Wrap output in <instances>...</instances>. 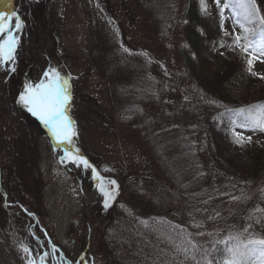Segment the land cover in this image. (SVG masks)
<instances>
[{"label": "rangeland", "instance_id": "rangeland-1", "mask_svg": "<svg viewBox=\"0 0 264 264\" xmlns=\"http://www.w3.org/2000/svg\"><path fill=\"white\" fill-rule=\"evenodd\" d=\"M190 1L164 0L165 3H171L164 22L162 0H22L18 8L15 7L23 18L29 11L31 14L32 24L29 21L27 28H30V36L33 35L35 49L25 48L23 58H18L19 62L30 63L33 60L30 64V82L37 83L36 80L50 66L57 67L63 74H70L75 88V101L69 110L76 125L77 135L73 137L75 147L92 162L95 169L97 165L104 172L116 174L121 180H130L134 184L138 182L140 184L137 185H141L146 194L160 193L155 187H162V183L167 185V182L160 175L154 148L143 133L180 120L177 112L190 91V81L178 78V75L187 73L188 68L183 52L187 40L182 28ZM204 3L207 6L205 0ZM225 4L229 5L228 0H214V5L221 9L224 17V34L242 35L243 29L237 23L236 12L230 5L225 7ZM118 27L123 30L124 41ZM105 42L108 46L103 49ZM125 48L129 51H125ZM140 48L147 53V65L153 68L148 75L157 81V97L146 100L145 118L125 120L120 115L114 95L127 77L108 75L107 71L115 68L128 54L136 52L137 58ZM204 51L215 61L223 56L244 61L250 58L234 42ZM10 65L13 66L11 62L0 66V116L7 108L17 114L20 130L26 137L19 151L22 166L20 168L19 165L20 170L16 171L20 183L16 190L25 192L28 197H38L39 217L47 227L42 232L53 237L72 258L86 251L90 264L96 250L97 237L101 236L95 235L93 240L92 235L88 237L89 229L92 234L95 229L108 225L114 216L115 205L112 201L108 211L102 209L98 203L102 194L97 187L98 181L92 176V169L78 167L68 160L62 162L65 149L71 150L72 145L58 144L48 128L34 116L43 130L37 126L27 115V108L17 103V92L11 79L6 80L8 84L4 81ZM253 71L259 77L264 76V59L254 62ZM259 86L254 84L248 90L247 82L243 78H236L229 89L240 100L242 97L256 98ZM162 109L165 112L168 110L163 117ZM240 125L233 124L231 130L242 134L245 138L242 143L244 146H264V132L252 127L242 128ZM202 133L191 134L192 142H199ZM247 137H251L250 142ZM214 139L221 158L227 164L223 172L241 176L251 170L250 160L240 144L219 139L216 135ZM8 150L10 154H18L15 147L10 146ZM27 163L32 168L27 167ZM24 164L29 177H24ZM109 180L105 179L104 184L108 185ZM7 194L9 200L23 205L22 200L15 196L11 199V194ZM4 200L0 192V218H8L14 228L17 221L8 212L13 213L15 210L7 207ZM177 201V207L186 209L182 200ZM20 232L19 237L15 234V243V236L11 240L0 221V264H28L29 259L35 261V264H41L42 256L45 262L51 258L50 255L44 256L42 244L37 247L26 231L22 229ZM229 235L214 227H206L196 233L193 241L198 257L201 258L205 249L211 251L214 244L217 247V242L225 240ZM239 237L242 241L250 239L242 234ZM22 245L30 249V254L23 251ZM44 247H47L46 243ZM84 261L82 264H87Z\"/></svg>", "mask_w": 264, "mask_h": 264}, {"label": "trees", "instance_id": "trees-1", "mask_svg": "<svg viewBox=\"0 0 264 264\" xmlns=\"http://www.w3.org/2000/svg\"><path fill=\"white\" fill-rule=\"evenodd\" d=\"M232 4L237 5V0H232ZM256 4L259 14L264 16V0H256ZM234 7L239 19L244 21V10L238 5ZM170 8L171 3L162 0V22L166 20ZM184 17L182 32L186 35L187 44L183 52L188 68L187 73L178 75V78L190 81L189 95L182 100L177 112L180 120L143 133L154 148L160 175L167 185L162 183V187H155L160 193L146 194L141 185H137L140 183L121 180L108 173L118 185L116 194L119 196L113 200L115 212L110 223L91 234L93 240L95 235L101 236L97 237L96 243L101 264H196L192 255L196 256V260L201 258L197 248L193 251L188 241L195 245L193 236L206 227H214L230 235L242 234L250 239L264 238V147H243L250 158L251 170L241 176H231L223 172L227 164L220 156L210 128L211 125L216 129L219 138L235 141L236 137L229 127L234 120L245 119L239 110L246 109L248 98H235L228 85L236 77H245L248 90L258 82L261 85L259 96L249 104L258 102L264 111V82L248 71L245 62L226 56L214 61L204 53L205 48L231 41L222 34V17L216 8L202 10L200 0H191ZM122 31L119 29L121 35ZM121 39L124 41L122 36ZM107 46L105 42L103 47ZM142 51L145 52L140 48L137 58L135 52L107 71L108 75L127 77L114 95L120 115L125 120L145 118L146 100L157 97V81L148 75L153 68L147 65V53ZM32 61L16 65V71L9 78L17 92L15 100L30 76ZM167 113L168 110L165 112L162 109V117ZM18 119V115L8 108L0 116L2 191L9 192L11 198H19L28 210L40 214L38 197H28L25 192L16 190V186H20L16 171L22 166L19 151L26 140ZM202 131L200 141L192 142L191 134ZM10 146L17 150L16 157L14 153L10 154ZM26 166L31 167V164ZM26 166L24 164V177H29ZM105 186L109 189L116 187ZM127 187L128 190H125ZM103 199L102 194V209ZM178 199L184 202L186 209L177 207ZM15 220L17 223L12 228L8 218H0L11 240L15 234L19 237L22 229L29 237L30 234H37L43 238L40 229L23 212H19ZM14 240L16 243L17 236ZM182 247L189 249L187 255L180 250ZM223 247V244L217 246L219 249ZM213 256L223 258L222 253L219 256L213 253ZM263 260L256 254L249 257L247 264H262Z\"/></svg>", "mask_w": 264, "mask_h": 264}, {"label": "snow or ice", "instance_id": "snow-or-ice-1", "mask_svg": "<svg viewBox=\"0 0 264 264\" xmlns=\"http://www.w3.org/2000/svg\"><path fill=\"white\" fill-rule=\"evenodd\" d=\"M237 5L241 7L244 17V22L237 21L243 29L242 35H237L234 38V43L238 45L244 53L249 55L247 59L248 71L253 75V64L255 61L264 59V16L259 14L256 0H237ZM233 5V6H237ZM202 10L206 9L204 0H201ZM229 7L228 4L224 5ZM15 18L14 28L12 21ZM259 22V29L251 27L255 22ZM22 21L15 11L4 13L0 12V66L6 65L9 62L13 65L10 71L15 72V55L19 44V36L14 32H18L22 28ZM243 41V43H241ZM125 51H129L127 48ZM261 78H264L262 76ZM70 74H63L57 67L50 66L43 73V77L38 83L26 82L23 91L19 94L17 103L27 108L33 116L37 117L42 124L48 128L52 138L58 144L72 145V149H65L61 161H71L78 167L83 166L85 169H92V176L98 181V190L103 194L104 208L107 209L111 202L115 199L118 185L115 180H109L108 184L114 185L111 189L104 184V178L100 177L95 167L84 157L79 148H76L73 142V137L77 135L75 121L69 114L71 108V84ZM240 113H245L244 109L239 110ZM245 123H241L240 127H252L264 132V111L258 113H245ZM235 143L242 144L245 138L240 133H234ZM250 142L251 137H247ZM235 199V198H234ZM31 215V213H29ZM193 251L196 250V245L192 244ZM223 244V249H219L214 244L212 250L207 249L202 251L201 259L196 260V256L192 255V259L196 264H247L249 257L259 254L264 258V238L249 239L242 241L239 235H229L225 240L218 241ZM23 251L30 254V249L22 245ZM186 255L189 253L187 247L180 248ZM223 254L222 259H216L213 256ZM47 256V253L44 254ZM41 264H44V257L40 258ZM28 264H35V261L29 259Z\"/></svg>", "mask_w": 264, "mask_h": 264}]
</instances>
